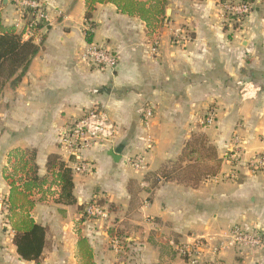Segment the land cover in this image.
<instances>
[{
    "label": "crops",
    "instance_id": "crops-1",
    "mask_svg": "<svg viewBox=\"0 0 264 264\" xmlns=\"http://www.w3.org/2000/svg\"><path fill=\"white\" fill-rule=\"evenodd\" d=\"M43 2L48 22L32 37L39 50L18 85L7 83L0 93V194L8 196L11 181L23 189L27 151H33L44 182L26 192L34 201L30 215L45 227V245L38 261L22 259L7 213L0 212V264H188L176 251L181 243L235 223L264 230V166L252 171L246 165L254 154L264 158V0L228 23L220 0H162L164 16L149 22L110 0L97 2L90 19L86 0ZM1 6L10 10L2 23L15 25L10 0ZM91 45L113 52L116 66L93 64L85 56ZM148 105L153 115L145 127L141 110ZM94 106L108 113L117 134L81 151L93 170L72 174L76 203L66 205L57 201L60 184L46 169L47 156L70 161L57 136ZM210 108L214 121L201 126ZM234 133L243 148L235 166L222 160ZM195 136L204 137L203 163L216 180L168 169ZM139 155L144 169L127 163ZM232 170L237 179H224ZM93 201L107 209L106 220L83 214ZM213 258L215 264H264V249L231 248Z\"/></svg>",
    "mask_w": 264,
    "mask_h": 264
},
{
    "label": "built area",
    "instance_id": "built-area-1",
    "mask_svg": "<svg viewBox=\"0 0 264 264\" xmlns=\"http://www.w3.org/2000/svg\"><path fill=\"white\" fill-rule=\"evenodd\" d=\"M14 12L18 15L15 23L16 28L20 27L25 38H32L34 30L39 23L48 22V12L43 0H10ZM260 0H220L219 6L222 17H230L236 21L242 20L250 14L254 6ZM183 41L190 39L184 32ZM155 52V47H152ZM85 56L89 57L93 64L112 69L117 64L116 55L103 46L91 45L87 48ZM142 122L145 127L150 124L153 115L151 106H146L142 110ZM215 110L209 109L200 118V125L207 126L214 121ZM117 134L115 124L110 120L108 113L101 107H91L84 111L81 116L70 121L67 128L58 134L57 144L65 156L68 157V165L73 174L92 173L93 165L87 159H80L83 150L92 148L98 142H111ZM150 143V137H147ZM243 148L238 134L232 136L231 147L223 155V160L230 165L238 163ZM127 163L134 169H144L146 167L144 156H135L127 159ZM250 170H260L264 166V158L259 154H254L246 162ZM224 179L235 181L237 179L236 170L223 176ZM212 180L217 178L209 177ZM0 212L8 213V205L5 196L0 194ZM83 214L97 220H106L108 211L97 202L84 204ZM264 233L260 228L246 223H235L227 230L200 235L192 241L177 245V253L185 259L188 264H215L214 258L231 248H238L247 254H254L264 249ZM111 243L115 250L119 249L118 239H112Z\"/></svg>",
    "mask_w": 264,
    "mask_h": 264
},
{
    "label": "trees",
    "instance_id": "trees-1",
    "mask_svg": "<svg viewBox=\"0 0 264 264\" xmlns=\"http://www.w3.org/2000/svg\"><path fill=\"white\" fill-rule=\"evenodd\" d=\"M104 0H86L87 10L85 18L90 19L94 5ZM120 11L128 14H137L142 19L149 22L150 18L164 16V7H159L162 0H110ZM91 33L86 32V40L91 41ZM39 45L32 38H24L21 29L15 25H5L2 23L0 15V93L8 83L15 87L21 81L30 61L37 54ZM30 166L28 178L23 183V189H19L11 181V190L6 197L8 213L7 223L10 224L14 232L13 243L18 255L27 261H38L41 257L45 245V227L33 220L29 210L33 207L34 201L29 198L26 192L33 186H38L44 182V178L37 174V165L33 161L35 153L27 151ZM46 169L59 181L60 190L57 201L66 205L76 203L73 194V177L70 167L57 154H49L46 161ZM162 178H171L169 174H162ZM158 180V179H157ZM155 179V182L157 181ZM101 205V203H98Z\"/></svg>",
    "mask_w": 264,
    "mask_h": 264
},
{
    "label": "rangeland",
    "instance_id": "rangeland-1",
    "mask_svg": "<svg viewBox=\"0 0 264 264\" xmlns=\"http://www.w3.org/2000/svg\"><path fill=\"white\" fill-rule=\"evenodd\" d=\"M7 12H10V10H8L7 8L1 6V0H0V15H5L7 14ZM223 22L224 23H228V21H236L235 19H231L230 17H222ZM201 126H203L201 124ZM204 141V137L201 136H195L192 139V144L189 146H187L184 150V152L180 155V158L178 160H174L172 163L169 164V170H173L172 172L178 173V172H182V171H191V172H201L203 173L201 178H208L207 175H209V177H212L209 172H206V164L203 163L204 161V157L207 155L206 153V149H205V143ZM208 155L210 157V151L208 149ZM196 157V163L193 164H184L185 161L188 160H194ZM223 160V159H222ZM218 164H215V170L217 169ZM210 168V166H209ZM205 170V171H204ZM196 183H198V181H196ZM262 232L264 233V230H262ZM264 235V234H263ZM235 250V249H234ZM237 250H240L237 248ZM240 260H242V258H238Z\"/></svg>",
    "mask_w": 264,
    "mask_h": 264
},
{
    "label": "water",
    "instance_id": "water-1",
    "mask_svg": "<svg viewBox=\"0 0 264 264\" xmlns=\"http://www.w3.org/2000/svg\"><path fill=\"white\" fill-rule=\"evenodd\" d=\"M6 1H7V0H3V2H4V3H6ZM108 155H110V156H111V158H112V159H114V160H115V159H116V157H117V156H116V155L113 153V151H112V150H111V151H108Z\"/></svg>",
    "mask_w": 264,
    "mask_h": 264
}]
</instances>
